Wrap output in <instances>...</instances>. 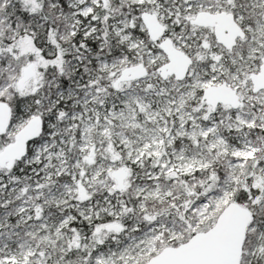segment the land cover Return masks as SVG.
I'll list each match as a JSON object with an SVG mask.
<instances>
[{"label":"snow or ice","instance_id":"snow-or-ice-1","mask_svg":"<svg viewBox=\"0 0 264 264\" xmlns=\"http://www.w3.org/2000/svg\"><path fill=\"white\" fill-rule=\"evenodd\" d=\"M0 264H264V0H0Z\"/></svg>","mask_w":264,"mask_h":264}]
</instances>
